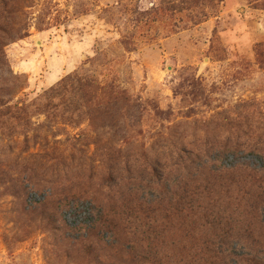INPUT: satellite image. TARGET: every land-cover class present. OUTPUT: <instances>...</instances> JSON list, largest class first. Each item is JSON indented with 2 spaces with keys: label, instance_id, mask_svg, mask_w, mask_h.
<instances>
[{
  "label": "rangeland",
  "instance_id": "rangeland-1",
  "mask_svg": "<svg viewBox=\"0 0 264 264\" xmlns=\"http://www.w3.org/2000/svg\"><path fill=\"white\" fill-rule=\"evenodd\" d=\"M0 59V264H264V0H0Z\"/></svg>",
  "mask_w": 264,
  "mask_h": 264
},
{
  "label": "trees",
  "instance_id": "trees-1",
  "mask_svg": "<svg viewBox=\"0 0 264 264\" xmlns=\"http://www.w3.org/2000/svg\"><path fill=\"white\" fill-rule=\"evenodd\" d=\"M260 51L261 50H258L257 51V55H262V53H260ZM2 62H1V59H0V71H2ZM0 76H1V74H0ZM85 86L88 88V89H92L93 88V84L92 83H85ZM6 93V91H5V89H2V88H0V93ZM58 92V91H57ZM56 92V93H57ZM59 93V97L61 96V94L63 93V92H58ZM49 98H53V99H56V98H58V97H56L55 95H53L52 96V94H51V96L49 97ZM22 109L20 108V107H18V104H15V105H11V106H6V103H3V102H0V116H4V117H6V118H9V119H14V120H18L19 119V112L21 111ZM3 117V118H4ZM4 175H6V174H4ZM11 181L12 182H14V181H17V179H14V178H11ZM19 182V181H18ZM25 183V182H24ZM23 182H22V186H20V187H18V189L17 188H15V190H16V194H18V195H20V196H22V195H24V197L25 198H27V195H28V193L29 192H31V191H33V190H31L30 188H29V185L28 186H25V184H24ZM42 203V202H41ZM44 206V205H43ZM30 208V207H29ZM32 208V207H31ZM44 216H45V218L47 219V220H50V218L47 216V214H44ZM101 219L99 218V221H100ZM51 222H53V223H55V221H54V219L53 220H50ZM62 222H63V220H62ZM63 224H64V222H63ZM64 226H65V224H64ZM55 227V226H54ZM62 228H63V226H58V227H56V230L57 231H62ZM107 232L109 233V232H115V227H113V226H111V225H108L107 227ZM119 259H118V261L117 262H114V263H112V264H126V262H124L123 261V258H122V252L121 251H119Z\"/></svg>",
  "mask_w": 264,
  "mask_h": 264
}]
</instances>
